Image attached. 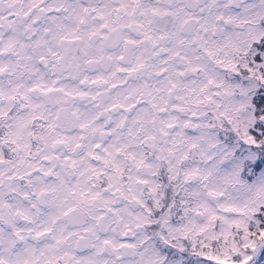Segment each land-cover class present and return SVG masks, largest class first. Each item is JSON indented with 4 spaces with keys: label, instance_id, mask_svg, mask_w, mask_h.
<instances>
[{
    "label": "snow or ice",
    "instance_id": "snow-or-ice-1",
    "mask_svg": "<svg viewBox=\"0 0 264 264\" xmlns=\"http://www.w3.org/2000/svg\"><path fill=\"white\" fill-rule=\"evenodd\" d=\"M0 264H264V0H0Z\"/></svg>",
    "mask_w": 264,
    "mask_h": 264
}]
</instances>
